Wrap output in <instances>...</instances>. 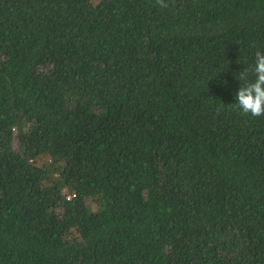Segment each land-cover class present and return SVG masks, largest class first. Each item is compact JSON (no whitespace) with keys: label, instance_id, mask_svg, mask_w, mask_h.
I'll return each instance as SVG.
<instances>
[{"label":"trees","instance_id":"1","mask_svg":"<svg viewBox=\"0 0 264 264\" xmlns=\"http://www.w3.org/2000/svg\"><path fill=\"white\" fill-rule=\"evenodd\" d=\"M165 2L0 0V264H264V0Z\"/></svg>","mask_w":264,"mask_h":264},{"label":"clouds","instance_id":"2","mask_svg":"<svg viewBox=\"0 0 264 264\" xmlns=\"http://www.w3.org/2000/svg\"><path fill=\"white\" fill-rule=\"evenodd\" d=\"M157 6L167 8L165 0H155ZM255 79L250 83L240 86L235 95L234 108L239 109L244 115L252 117L264 116V52L257 51L255 65L252 69ZM247 70L240 72V79L247 80Z\"/></svg>","mask_w":264,"mask_h":264}]
</instances>
